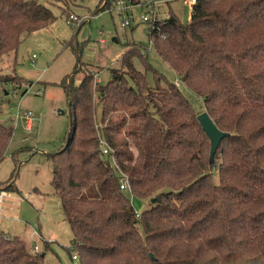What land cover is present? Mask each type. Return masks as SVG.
I'll list each match as a JSON object with an SVG mask.
<instances>
[{
    "label": "trees",
    "instance_id": "1",
    "mask_svg": "<svg viewBox=\"0 0 264 264\" xmlns=\"http://www.w3.org/2000/svg\"><path fill=\"white\" fill-rule=\"evenodd\" d=\"M83 1L0 0V59L56 19L51 4L66 14ZM155 25L152 49L228 134L211 161L198 110L149 49L130 46L106 85L92 70L75 84L74 71L62 82L70 131L52 155V185L80 264H264V0H197L189 21L169 9ZM13 132L0 121V162ZM136 199L151 204L139 215ZM0 264H45V256L0 230Z\"/></svg>",
    "mask_w": 264,
    "mask_h": 264
},
{
    "label": "rangeland",
    "instance_id": "2",
    "mask_svg": "<svg viewBox=\"0 0 264 264\" xmlns=\"http://www.w3.org/2000/svg\"><path fill=\"white\" fill-rule=\"evenodd\" d=\"M116 1L85 0L66 14L58 4H51L56 19L27 35L14 57L12 54L0 59V121L14 127L0 162V188L12 183L18 189L8 191L0 201V230L5 237L23 238L27 246L38 243L48 248L42 247L45 264H67L69 250L76 252L74 233L52 185V155L60 151L70 131L71 110L62 82H68L76 71L77 84L84 72L92 70L96 82L100 77L101 85L108 84L112 69L121 67V56L132 45L149 49L152 65L177 81L175 71L150 45L151 24L141 19L148 11L147 5L120 0V8ZM170 8L182 21L189 20L190 5L184 7L181 1L156 5L161 18ZM72 13L80 18L71 25L67 18ZM125 18H130L131 25H122ZM115 37L118 42L113 40ZM177 83L199 113L206 111L200 97L182 81ZM17 110L21 115L31 111L34 121L30 129L23 117H17ZM215 181H219L217 175ZM135 204L141 212L151 205L137 199Z\"/></svg>",
    "mask_w": 264,
    "mask_h": 264
},
{
    "label": "built area",
    "instance_id": "3",
    "mask_svg": "<svg viewBox=\"0 0 264 264\" xmlns=\"http://www.w3.org/2000/svg\"><path fill=\"white\" fill-rule=\"evenodd\" d=\"M172 1H181L184 4V6L190 5V7H191L190 12H191L192 7L196 3L197 0H135L134 2L132 1V3H136V4H143L144 3L147 5L148 11L146 12V14H143L141 16V19L143 21L149 22L151 24L150 29H153L156 27V25H155L156 22H158V20L161 19V17H159V15L157 14L156 5L159 3L170 4ZM116 4L120 6L123 4V1L117 0ZM120 8H123V7L120 6ZM79 18L80 17L78 15L72 13L68 16L67 22L72 25L75 22H78ZM122 25L123 26L131 25L130 18H125L124 21L122 22ZM97 78L100 82V77H97ZM29 88H28V90H29ZM37 93L41 94V91L38 90ZM17 117H23L25 119V121H26L25 124H26L27 129H30L32 127V124L34 121V116L32 115L31 111H27L26 113L21 115L19 113V111L17 110ZM100 148H101L102 155L109 157L112 166L119 171L121 189L128 192V193H131V186H130L129 177L126 173L120 171L119 164L117 162L116 155H115L116 154L115 150L103 138H100ZM2 195H3V192H0V199H1ZM136 212H137V215H139V213L141 211H139V209H138ZM30 251L32 253H38V252H40V248L37 244H34L32 246V248L30 249ZM70 251H71V249H70ZM78 263H80V256H79L77 250H76V252L71 251L70 262L68 264H78Z\"/></svg>",
    "mask_w": 264,
    "mask_h": 264
},
{
    "label": "water",
    "instance_id": "4",
    "mask_svg": "<svg viewBox=\"0 0 264 264\" xmlns=\"http://www.w3.org/2000/svg\"><path fill=\"white\" fill-rule=\"evenodd\" d=\"M113 40L115 42H118V39L116 37L113 38ZM197 119L200 122L204 131L210 137V141H211L210 160L213 161L220 141L225 135L228 134V132H225L220 128H218L207 111L199 113L197 115Z\"/></svg>",
    "mask_w": 264,
    "mask_h": 264
},
{
    "label": "crops",
    "instance_id": "5",
    "mask_svg": "<svg viewBox=\"0 0 264 264\" xmlns=\"http://www.w3.org/2000/svg\"><path fill=\"white\" fill-rule=\"evenodd\" d=\"M184 5V4H183ZM185 7V6H184ZM170 10H172L171 8H170ZM173 11V10H172ZM176 14V13H175ZM177 15V14H176ZM178 16V15H177ZM179 17V16H178ZM190 18H191V14H190V17H189V20H190ZM188 20V21H189ZM1 192H3V195H2V197L3 196H5L6 195V193L8 192V191H1ZM2 197H1V199H2ZM1 199H0V201H1ZM43 238H45V237H42V240H43ZM23 239V238H22ZM45 239H49V238H45ZM24 240V239H23ZM25 241V240H24ZM26 243V242H25ZM35 244H37L38 246H39V244L38 243H35ZM43 244V243H42ZM27 245V244H26ZM32 246L33 245H29V246H27L29 249H31L32 248ZM42 247H44L43 245H42ZM42 247H40L39 246V248H40V250H42ZM44 249H48V248H46V247H44ZM69 254V253H68ZM70 255V254H69ZM68 264V263H67Z\"/></svg>",
    "mask_w": 264,
    "mask_h": 264
}]
</instances>
